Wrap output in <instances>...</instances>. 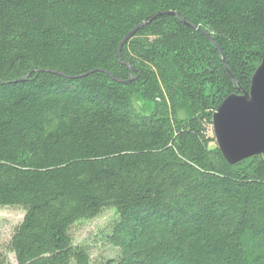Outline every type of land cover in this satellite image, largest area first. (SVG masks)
I'll list each match as a JSON object with an SVG mask.
<instances>
[{"label": "trees", "instance_id": "16d2710c", "mask_svg": "<svg viewBox=\"0 0 264 264\" xmlns=\"http://www.w3.org/2000/svg\"><path fill=\"white\" fill-rule=\"evenodd\" d=\"M263 56L264 0H0L16 263L90 264L71 229L111 208L104 264H264V155L230 166L208 133Z\"/></svg>", "mask_w": 264, "mask_h": 264}, {"label": "water", "instance_id": "95a60500", "mask_svg": "<svg viewBox=\"0 0 264 264\" xmlns=\"http://www.w3.org/2000/svg\"><path fill=\"white\" fill-rule=\"evenodd\" d=\"M144 25H139L128 34L121 42L119 50ZM200 33L213 43L209 36L201 31ZM219 52L226 67L224 56L220 50ZM231 79L236 83L232 76ZM238 91L241 94L228 96L211 118L216 147L230 166L264 155V56L251 78L249 91Z\"/></svg>", "mask_w": 264, "mask_h": 264}, {"label": "rangeland", "instance_id": "374dc122", "mask_svg": "<svg viewBox=\"0 0 264 264\" xmlns=\"http://www.w3.org/2000/svg\"><path fill=\"white\" fill-rule=\"evenodd\" d=\"M226 68V67H225ZM231 78L232 74L229 73ZM233 77V76H232ZM234 78V77H233ZM236 94V95H240ZM134 107L138 112H145L146 104L138 97L133 99ZM180 117L185 116V108L179 110ZM209 135L213 138L211 126L208 127ZM23 211L20 208L0 207V263L17 264L14 256L6 249L14 229L21 223L23 219ZM117 215L111 208L104 210L98 217L77 223L71 229L73 243L87 249L90 258V264H104L109 260L116 259L118 250L112 247L107 238L111 232V228Z\"/></svg>", "mask_w": 264, "mask_h": 264}]
</instances>
